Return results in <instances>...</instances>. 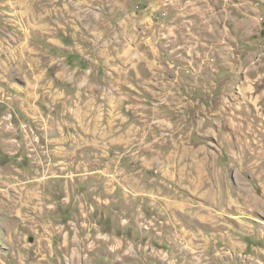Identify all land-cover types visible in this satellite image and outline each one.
<instances>
[{"label": "rangeland", "instance_id": "obj_1", "mask_svg": "<svg viewBox=\"0 0 264 264\" xmlns=\"http://www.w3.org/2000/svg\"><path fill=\"white\" fill-rule=\"evenodd\" d=\"M262 124L264 0H0V264H264Z\"/></svg>", "mask_w": 264, "mask_h": 264}, {"label": "bare ground", "instance_id": "obj_2", "mask_svg": "<svg viewBox=\"0 0 264 264\" xmlns=\"http://www.w3.org/2000/svg\"><path fill=\"white\" fill-rule=\"evenodd\" d=\"M261 131L262 132H264V124H262V128H261ZM249 132V131H248ZM247 133V132H246ZM262 136H264V133H263V135ZM260 139H262V138H260ZM264 139V138H263ZM264 144V143H263ZM256 150V149H255ZM251 151V150H250ZM259 155V154H258ZM259 157V156H258ZM205 193V192H204Z\"/></svg>", "mask_w": 264, "mask_h": 264}]
</instances>
